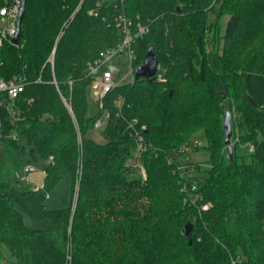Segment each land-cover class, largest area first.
<instances>
[{
	"label": "trees",
	"instance_id": "trees-1",
	"mask_svg": "<svg viewBox=\"0 0 264 264\" xmlns=\"http://www.w3.org/2000/svg\"><path fill=\"white\" fill-rule=\"evenodd\" d=\"M80 1L27 0L18 43L0 44V79L26 81L14 113L0 106V263L7 249L14 264H264V47L255 43L264 38V0H126V13L149 25L133 63L154 45L160 68L116 86L95 116L87 115V66L122 36L108 24L113 3L95 16L97 0L77 9ZM210 12L230 14L220 68L207 56ZM236 89L243 117L230 158L222 114ZM106 111L98 142L87 131ZM132 119L145 125V174L127 164L137 150ZM200 130L209 168L197 163L192 174L179 158ZM22 135L46 160L43 185L29 190L13 179L25 166ZM242 143L254 146L249 160L237 152ZM68 173L74 206L48 209L49 191ZM193 183L195 202L184 190ZM19 207L49 225L27 226Z\"/></svg>",
	"mask_w": 264,
	"mask_h": 264
},
{
	"label": "rangeland",
	"instance_id": "rangeland-1",
	"mask_svg": "<svg viewBox=\"0 0 264 264\" xmlns=\"http://www.w3.org/2000/svg\"><path fill=\"white\" fill-rule=\"evenodd\" d=\"M6 5H2L0 8ZM178 9H180V7ZM263 17L264 16H261L260 19L262 20ZM208 18L209 20H216L217 23L214 21L212 23L213 29L205 33V37H207L208 40L206 45L207 56L210 58V61L215 66V68H220L221 67L219 63L220 59L226 58L225 57L226 42L224 38V33L227 22L230 18V14L224 13L220 17H215L214 14L210 12ZM8 26H9V19L5 17L1 18L0 27L7 28ZM255 40H256L255 42L256 46L260 45L264 47L263 36L262 38L256 37ZM233 58H235V56H233ZM111 64H116V66L119 67V75H118L119 79H121L123 82L133 81V75L130 74L132 63L127 53H121L116 55L111 60ZM195 67L197 70H199L200 68L199 60L196 61ZM235 73L239 74V71L236 70ZM95 92L96 90L93 88V83H91L89 85L88 96H87L88 116H95L99 112V103L97 99L98 96ZM242 92L243 91L241 89H236L235 92H233L232 95H230V97L224 103V112L222 114V119L224 122L227 109L230 108L232 111L233 122L236 128L234 129L233 127V131L235 130V136L231 137V141L233 144L235 141H238V137L241 132L240 122L242 120L243 114L239 110V107L241 106V103L239 102L240 101L239 97L242 95ZM101 100L102 98H100V101ZM116 104L117 105L120 104L119 101H117ZM106 122H107V118L105 117L103 124H106ZM103 127L104 126L98 128L93 127L89 129L87 131L88 136L98 142H104L105 137L102 134ZM20 140H21V144L24 145L25 147L24 152L22 154L25 165L30 166L32 169L30 172H28L26 175L23 176L18 173H15L13 175V179L16 181V185L20 190H29L40 187L43 185V181H44L45 175H44L43 167L46 163V160L41 158L37 153H36L37 158H34L31 155L30 146L26 136L22 135L20 137ZM205 145H206V139L203 132L200 130L191 136V138L186 144L187 150L185 152V155L179 158V161H183V159L186 158L188 159V163H191L193 165L192 174H195L197 172V170L194 167L197 165V163H200L199 165L201 170H206L209 168V164H208L209 153L205 149ZM1 150H3V144L2 141L0 140V155H1ZM237 152L238 154L244 156L243 158H247L246 160H249L248 157V155L250 154L249 143L239 144L237 146ZM138 155L139 152L136 150V152H134V157L129 159L127 164L133 165V163L135 164L140 163L141 160L139 159ZM133 167L136 168L135 171L133 170L134 175H138L139 173L143 174L139 170L140 166L133 165ZM132 169L133 168H131V170ZM72 183L73 180L71 173L66 174L65 177L52 190L49 191L48 196L45 200L46 207L48 209H56V208L74 206L75 199H72ZM20 210L23 213V219L25 224L29 227L44 228L47 227L50 223L49 219L36 220L31 215H29L28 212H26L23 208H20ZM0 264H14L13 259L10 257L7 249L5 250V259Z\"/></svg>",
	"mask_w": 264,
	"mask_h": 264
},
{
	"label": "built area",
	"instance_id": "built-area-1",
	"mask_svg": "<svg viewBox=\"0 0 264 264\" xmlns=\"http://www.w3.org/2000/svg\"><path fill=\"white\" fill-rule=\"evenodd\" d=\"M82 2L83 0L80 1L77 9L80 8ZM105 3L114 4L115 9L109 18L108 24H114L122 37L117 44L102 50L93 61L89 62L86 69V74L92 78L93 88L96 90L95 93L98 96L99 107L103 106L102 100L104 96L116 86L123 83V81L118 78L119 67L116 66V64H111V60L118 54L127 53L132 63L130 74H132L134 78L135 65L133 62L136 57L135 41L149 31V25L147 23L136 22L126 13V0H97L96 6L92 9L91 13L95 16L99 15V10L105 5ZM19 9L20 0H15L13 3L0 8V17L9 19V26L7 28L0 27V44H2L3 39H12L16 34ZM25 85L26 81L22 76H15L8 81L0 79V106L6 104L8 110L11 113H14L13 101L19 93L25 89ZM100 98H102L101 101ZM118 101L119 103L121 102L120 97ZM105 117L108 119V111L96 120L94 127L98 128L104 126L105 124H103V122ZM137 123V119H132L129 125L133 129L137 151L142 152L146 149L144 136L142 134V129L145 128V125L138 127ZM13 137H17V135L14 134ZM253 148L254 146L250 145V149L253 150ZM133 165L140 166L139 170L145 174V169L142 163H133ZM181 167L182 166L180 165L178 168L181 169ZM31 169L30 166L25 165L21 171L23 175H26ZM196 189L197 186L195 183L184 185V190L188 193L187 199L191 202H195L196 200L193 196ZM208 208V203H203L200 206V210H207Z\"/></svg>",
	"mask_w": 264,
	"mask_h": 264
},
{
	"label": "water",
	"instance_id": "water-1",
	"mask_svg": "<svg viewBox=\"0 0 264 264\" xmlns=\"http://www.w3.org/2000/svg\"><path fill=\"white\" fill-rule=\"evenodd\" d=\"M26 1L27 0H20L19 16L17 19V31H16V34L12 38V43L14 44H17L20 38L21 23H22V19L25 13ZM159 68L160 66H159L158 58L156 56L155 46L150 45L147 51V54H146V58L143 60L142 63L135 66L134 77L135 78H140V77L152 78L157 74ZM232 121H233L232 114L229 110H227L226 116L223 122V127L225 130V144H226L227 152L230 158H233V155H234V147L231 142V137L233 135ZM19 172L21 175H23L21 170ZM192 228H193L192 222L188 221L184 227V231L187 236L191 234Z\"/></svg>",
	"mask_w": 264,
	"mask_h": 264
}]
</instances>
